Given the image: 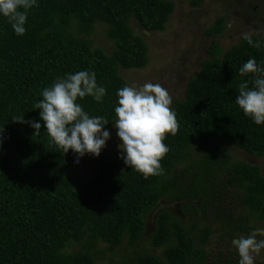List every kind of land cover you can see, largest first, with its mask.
<instances>
[{
    "label": "trees",
    "instance_id": "obj_1",
    "mask_svg": "<svg viewBox=\"0 0 264 264\" xmlns=\"http://www.w3.org/2000/svg\"><path fill=\"white\" fill-rule=\"evenodd\" d=\"M203 0H190L198 7ZM29 10L26 33H14L0 15V264H97L124 241L134 249L142 237L153 248L168 244L162 257L133 254V260L107 264H205L213 229L196 218L213 216L224 233L249 232L264 222V176L260 165L235 159L233 148L249 158L264 159V125H256L236 105L238 88L250 76L239 69L250 58L264 67V36L259 49L243 38L226 50L211 41L199 70L184 94L173 101L179 130L168 134L170 151L161 161L163 175L149 176L103 155L93 173L78 185L71 178L77 155L50 141L39 109L44 88L57 78L94 71L106 89L102 103L78 99L90 116L116 119L117 91L127 86L122 70L148 63L142 35L162 32L172 0H37ZM96 23L106 27L114 48L106 54L87 37ZM134 25L139 32H134ZM222 32V19L207 36ZM251 86V85H250ZM41 124L34 135L29 123ZM76 185V186H75ZM225 201L227 203H225ZM164 203L165 206L158 209ZM180 205L190 225L170 210ZM158 211L155 212V210ZM153 213L151 218L149 214ZM151 219L153 230L146 232ZM145 235V236H144ZM104 246V247H103ZM225 261L231 264L228 259Z\"/></svg>",
    "mask_w": 264,
    "mask_h": 264
},
{
    "label": "clouds",
    "instance_id": "obj_2",
    "mask_svg": "<svg viewBox=\"0 0 264 264\" xmlns=\"http://www.w3.org/2000/svg\"><path fill=\"white\" fill-rule=\"evenodd\" d=\"M38 7L37 0H0V15L6 18L14 33L23 36L29 10ZM231 27V25H229ZM253 32L242 33V38L259 49L260 41L253 40ZM240 75L250 76L238 88L236 105L256 125H264V67L250 58L239 69ZM251 85V86H250ZM106 89L97 84L94 71H79L57 80L41 92L42 99L34 104L39 109L50 141L67 153L70 149L77 155L76 163L85 154L99 156L111 137L104 126L109 124L103 116H90L77 102L92 97L102 103ZM118 106L113 126L122 141L118 146L120 158L125 165L145 178L164 174L161 161L170 148L164 143L168 134L175 136L179 130L177 113L172 107L173 97L160 83H135L120 88L117 93ZM13 122L29 123L39 135L41 124L25 121L23 115L13 116ZM3 127L0 128L2 143ZM264 228H256L247 235L241 234L231 243L239 255V264H255L264 250Z\"/></svg>",
    "mask_w": 264,
    "mask_h": 264
},
{
    "label": "rangeland",
    "instance_id": "obj_3",
    "mask_svg": "<svg viewBox=\"0 0 264 264\" xmlns=\"http://www.w3.org/2000/svg\"><path fill=\"white\" fill-rule=\"evenodd\" d=\"M172 1L174 10L165 29L162 32H148L142 35L144 42L148 44L146 67L139 70L119 69V74L127 86L133 83L137 85L145 82L160 83L169 90L175 101L183 97L184 86L188 78L194 75L199 70L201 62L208 58L207 49L212 40H215L224 51L237 44L242 38V33L253 32L255 35L264 36V0H203L196 8L189 5L190 0ZM219 18L222 19V32L219 35L207 36L206 30ZM131 26L134 32H139L134 25ZM87 40L92 47L99 48L106 54H110L114 48L113 41L106 35V27L100 23L95 24ZM107 131L110 132L111 137L106 141V146L101 150L100 155L97 157L85 154L79 158V163L74 162L71 167V178L76 185L93 173L103 155L114 159L121 169L125 168L118 149L122 141L116 134L117 129L112 125ZM233 152L235 159H245L250 163L260 165L261 174L264 176L263 158L245 157L243 153L234 148ZM161 204L158 209L165 206L164 203ZM180 209L178 204L170 205V210L180 217L181 221L190 225L198 219L201 224H206L213 229L205 245V251L209 254L205 264H228L226 259L231 264H239L238 252L233 248L231 241L241 234L247 235L256 228H264L263 221L255 220L249 232L233 233L231 231L228 234L222 231L218 222L213 220V216L208 217L211 220H206L202 218V214H199L196 216L197 219L193 220ZM153 213L151 212L148 218H151ZM152 230L151 219H149L146 232L150 233ZM262 238L264 237H258V239ZM167 246L168 244H163L160 248H153L146 242V237H142L136 247L131 249L124 241L114 250L113 254L105 252L102 257H99L97 264H107L104 256L106 259L109 256L114 263L133 260L132 256L136 253L146 252L162 257V251ZM255 264H264V250H261Z\"/></svg>",
    "mask_w": 264,
    "mask_h": 264
}]
</instances>
